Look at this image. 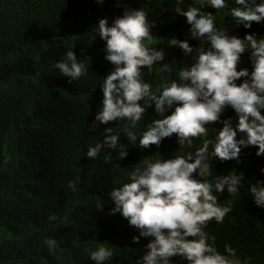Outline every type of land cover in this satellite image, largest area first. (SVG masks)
I'll use <instances>...</instances> for the list:
<instances>
[{"label":"trees","instance_id":"obj_1","mask_svg":"<svg viewBox=\"0 0 264 264\" xmlns=\"http://www.w3.org/2000/svg\"><path fill=\"white\" fill-rule=\"evenodd\" d=\"M118 0H0V264H94L90 251L103 243L112 247L114 257L105 264H135L148 242L141 238L133 243L138 231L120 214L111 215L114 205L107 192L128 181L127 172L147 155L159 151L167 158L179 145L175 134L161 145L141 150L128 148L120 160L118 150L107 149L97 158H88L89 145L103 140L106 125L88 131L102 101L99 84L113 70L105 60L104 44L99 36L93 40L92 27L99 18L109 22L123 9ZM129 7L144 6L153 28L154 46L164 47L165 38L188 39L190 25L175 14V0H119ZM186 0L182 7L190 6ZM234 0H229V7ZM216 23L243 37L251 31L264 36V23L253 22L252 28L236 26L225 10L209 7ZM197 45V40H190ZM69 49L89 64V73L69 83L55 68ZM170 66L188 63L179 48H166ZM243 54L240 67L251 65ZM185 59L183 63L179 61ZM163 63V62H161ZM174 71L164 77L174 76ZM144 79L157 91L162 78L157 73ZM148 110L139 128L143 131L153 119ZM225 117H235L229 108ZM107 126H116L109 122ZM115 130V128H114ZM121 142L127 144L121 134ZM200 141L196 142L199 146ZM111 155V162L105 156ZM241 160L213 162L217 173L235 167L247 181L238 197L225 190L219 201L234 200L233 210L222 224L211 222L206 229L216 237L223 252L224 244L238 248L241 257H252L251 264H264V208L258 207L249 187L264 180V156L256 147L242 150ZM120 164L121 167H117ZM76 183V188L69 186ZM55 238L57 247L50 253L46 238ZM110 243V244H109Z\"/></svg>","mask_w":264,"mask_h":264},{"label":"clouds","instance_id":"obj_2","mask_svg":"<svg viewBox=\"0 0 264 264\" xmlns=\"http://www.w3.org/2000/svg\"><path fill=\"white\" fill-rule=\"evenodd\" d=\"M97 2L103 5L105 0ZM185 3L175 0L174 12L190 25L188 39L165 38L164 47L154 46L156 20L149 19L144 6L129 7L118 0L122 15L111 23L107 17L99 18L92 27L93 40L98 35L105 41L104 58L113 70L99 84L102 101L88 126L94 132L106 125L107 134L89 145L86 156L94 159L111 149L118 150L121 160L131 146L159 147L175 134L179 147L167 158L159 151L143 157L127 172V182L107 192L114 205L109 214L122 215L138 231L133 243L148 240L135 264H251L252 257H241L229 243L220 251L216 237L206 229L213 221L222 224L233 210L234 200L221 203L219 194L226 190L230 197H238L247 181L235 167L217 173L213 162L241 164L242 150L249 147L264 156V36L253 31L243 37L233 34L218 26L216 15L207 9L225 10L234 25L247 30L253 22L264 23V0H234L231 7L229 0H191L187 8L182 7ZM193 39L197 45L190 43ZM166 48H179L188 63L170 66ZM243 54H248L251 70L240 67ZM55 68L69 83L90 71L73 49ZM173 71V77H164ZM153 72L162 78L157 91L144 79ZM153 106L159 118L141 131L139 125ZM229 108L235 117L224 116ZM109 122L116 126H107ZM121 134L127 144L121 142ZM105 161L111 162L110 154ZM69 186L75 189L76 183ZM249 192L255 204L264 208V180L251 183ZM45 244L50 253L55 252V238H46ZM114 255L112 247L101 243L89 258L94 264H105Z\"/></svg>","mask_w":264,"mask_h":264}]
</instances>
